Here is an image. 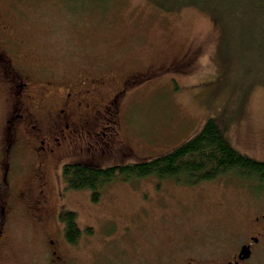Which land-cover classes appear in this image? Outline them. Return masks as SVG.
I'll use <instances>...</instances> for the list:
<instances>
[{"label": "rangeland", "instance_id": "obj_1", "mask_svg": "<svg viewBox=\"0 0 264 264\" xmlns=\"http://www.w3.org/2000/svg\"><path fill=\"white\" fill-rule=\"evenodd\" d=\"M210 11L187 6L166 12L148 0H0V41L20 52L21 66L34 76L105 70L118 80L141 78L201 43L192 73L162 70L122 96V128L132 148L122 163L171 149L208 118L223 123L234 147L264 161V15L253 20L228 4L216 22ZM2 101L0 91V121ZM249 184L236 175L197 183L116 176L99 188L97 200L81 188L71 202L81 236L91 241L78 262H172L194 246L241 236L251 214ZM10 232L14 258L45 264L38 238L52 236L48 230L39 231L26 214Z\"/></svg>", "mask_w": 264, "mask_h": 264}, {"label": "flooded vegetation", "instance_id": "obj_2", "mask_svg": "<svg viewBox=\"0 0 264 264\" xmlns=\"http://www.w3.org/2000/svg\"><path fill=\"white\" fill-rule=\"evenodd\" d=\"M19 53L0 41V264L28 260L11 254L10 232L12 222L26 214L39 231L52 235L38 238L45 244V264H79L80 249L91 240L72 241L66 234L68 215H77L71 201L79 189L65 179L64 165L105 168L122 164L132 153L122 128V96L142 77L118 80L105 70L76 71L69 78L57 72L34 76L21 66ZM250 190L251 214L241 236L194 246L172 262L137 264H264V188Z\"/></svg>", "mask_w": 264, "mask_h": 264}, {"label": "trees", "instance_id": "obj_3", "mask_svg": "<svg viewBox=\"0 0 264 264\" xmlns=\"http://www.w3.org/2000/svg\"><path fill=\"white\" fill-rule=\"evenodd\" d=\"M240 1L244 3L239 4ZM148 2L166 12L181 10L187 6L208 9L212 14L216 13L213 17L216 22L223 20L219 11L226 12L228 4L241 12L245 11L254 18L253 20L264 15V0H148ZM201 46V43H191L183 54L177 56L167 66L148 72L141 80H147L162 70L182 75L192 73L197 67L199 56L203 54ZM260 56L264 57L262 54ZM130 155L131 153L127 157ZM63 174L73 188H92L94 200L99 198V188L116 176L128 179L132 176L154 175L158 178L197 183L201 180L236 175L250 181L249 186L252 188H264V161L257 160L234 147L223 123L213 118H208L196 134L155 157L138 158L135 162L105 168H95L91 164L68 163L64 165ZM256 181L260 185L252 183ZM66 234L72 241L81 236L75 212H70L67 217Z\"/></svg>", "mask_w": 264, "mask_h": 264}, {"label": "water", "instance_id": "obj_4", "mask_svg": "<svg viewBox=\"0 0 264 264\" xmlns=\"http://www.w3.org/2000/svg\"><path fill=\"white\" fill-rule=\"evenodd\" d=\"M242 252H244V253H245V256H246V255H248V252H246L244 249H243V251H242Z\"/></svg>", "mask_w": 264, "mask_h": 264}]
</instances>
